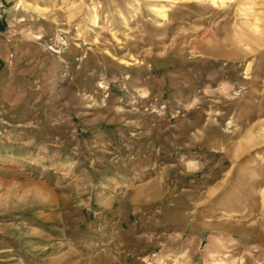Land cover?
<instances>
[{
    "label": "rangeland",
    "instance_id": "obj_1",
    "mask_svg": "<svg viewBox=\"0 0 264 264\" xmlns=\"http://www.w3.org/2000/svg\"><path fill=\"white\" fill-rule=\"evenodd\" d=\"M263 190L264 0H0V264H264Z\"/></svg>",
    "mask_w": 264,
    "mask_h": 264
},
{
    "label": "bare ground",
    "instance_id": "obj_2",
    "mask_svg": "<svg viewBox=\"0 0 264 264\" xmlns=\"http://www.w3.org/2000/svg\"><path fill=\"white\" fill-rule=\"evenodd\" d=\"M222 1V0H221ZM236 1V0H235ZM214 2V1H213ZM252 30L253 31H255L256 33L259 31V29H257V27L254 25L253 27H252ZM262 195H264V190L262 191ZM262 197H264V196H262ZM107 259V258H106Z\"/></svg>",
    "mask_w": 264,
    "mask_h": 264
}]
</instances>
